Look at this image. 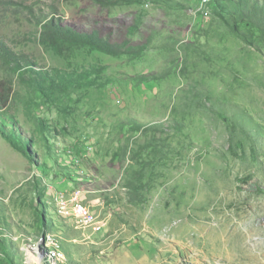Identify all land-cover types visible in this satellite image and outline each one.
<instances>
[{
    "label": "rangeland",
    "instance_id": "1",
    "mask_svg": "<svg viewBox=\"0 0 264 264\" xmlns=\"http://www.w3.org/2000/svg\"><path fill=\"white\" fill-rule=\"evenodd\" d=\"M175 2L0 0V42L35 70L72 78L49 99L0 68L12 86L1 114L31 153L0 136V264H264V37L234 36L202 1ZM42 16L112 42L121 26V39L149 35L154 46L138 59L59 56L39 43ZM153 72L164 75L129 79ZM78 187L100 199L98 232L56 214L52 194Z\"/></svg>",
    "mask_w": 264,
    "mask_h": 264
},
{
    "label": "trees",
    "instance_id": "2",
    "mask_svg": "<svg viewBox=\"0 0 264 264\" xmlns=\"http://www.w3.org/2000/svg\"><path fill=\"white\" fill-rule=\"evenodd\" d=\"M100 8L110 6H123L136 4L141 5L145 2L160 5L162 8L169 9L178 8L177 0H93ZM202 1V0H198ZM210 7V12L223 21L227 29L236 37L248 39L252 36L250 33H257L260 37H264V0H209L205 2ZM40 27L39 43L44 49L50 50L56 55L70 57L72 51L89 50L102 53L104 55L121 58L127 56L129 59H138L144 56L152 44L153 37L147 35L144 42L136 41L132 38L121 39L120 34L123 28L118 26L116 29L117 42H112L101 36L95 26L77 27L75 25H64L61 18L55 16H42L37 20ZM67 24V23H66ZM139 32V28L130 26L128 29L129 37L135 36ZM171 44V41H168ZM194 49V48H193ZM0 68L6 69L10 75L18 76L25 88H28L33 94H40L50 99L52 90H56L62 84L72 78L63 80L58 76L59 80H55L54 76L43 70H35L33 62L28 56L22 52H14L6 44L0 42ZM163 72H153L151 74H140L131 76L129 79L135 83H145L156 81L162 78ZM59 82L58 84H56ZM12 91V86L7 81L0 82V136L15 145H25L18 148L23 152L29 160L30 154L27 150V142L29 137H21L15 127V121L11 116L1 114L3 108L8 103L9 96ZM191 93V90L190 92ZM199 97V93L195 94ZM11 128H7L8 126ZM24 142V143H23ZM34 143V142H33ZM143 149V148H142ZM140 152V150H139ZM139 152L137 154H139ZM66 152H63V155ZM56 157L58 158L57 154ZM147 166V165H146ZM59 167L67 170L66 167L59 163ZM62 169V170H64ZM142 173L137 172L136 177L131 179L128 184L130 188L136 191L135 184L142 181ZM44 188L39 185L34 186V191L37 199H41ZM46 205V204H45ZM39 212V211H38ZM41 220V219H40ZM42 234L46 231L45 225L40 221Z\"/></svg>",
    "mask_w": 264,
    "mask_h": 264
},
{
    "label": "built area",
    "instance_id": "3",
    "mask_svg": "<svg viewBox=\"0 0 264 264\" xmlns=\"http://www.w3.org/2000/svg\"><path fill=\"white\" fill-rule=\"evenodd\" d=\"M90 193L82 187L56 191L55 194L53 193L54 195L52 194V203L56 214L64 219H73L79 228H91L95 232L100 231L106 226L104 219H100V210L98 212L94 210V207L101 206L100 199H96L92 203L86 201L85 197H88ZM41 242L45 246H48L50 242L55 246L56 241L47 235L41 237Z\"/></svg>",
    "mask_w": 264,
    "mask_h": 264
},
{
    "label": "clouds",
    "instance_id": "4",
    "mask_svg": "<svg viewBox=\"0 0 264 264\" xmlns=\"http://www.w3.org/2000/svg\"><path fill=\"white\" fill-rule=\"evenodd\" d=\"M207 1H209V0H202L203 3L207 2ZM84 146H85V149H86L87 151H90V150L93 148V147H92V144L89 143L88 141L84 144ZM64 151H65L66 153L63 155V152H64ZM87 151H86V153H87ZM61 156L64 157L65 161H68V160H70V158H71V151L63 150L62 153H61Z\"/></svg>",
    "mask_w": 264,
    "mask_h": 264
}]
</instances>
